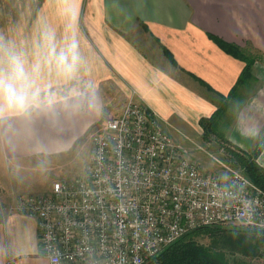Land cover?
<instances>
[{"label":"crops","instance_id":"0c3cea01","mask_svg":"<svg viewBox=\"0 0 264 264\" xmlns=\"http://www.w3.org/2000/svg\"><path fill=\"white\" fill-rule=\"evenodd\" d=\"M236 49L262 57L240 84ZM132 93L164 132L198 138L228 97L224 136L246 153L262 145L264 169V0H0L7 164L72 151ZM12 201L0 196V264H48L35 219Z\"/></svg>","mask_w":264,"mask_h":264},{"label":"built area","instance_id":"2783aa9c","mask_svg":"<svg viewBox=\"0 0 264 264\" xmlns=\"http://www.w3.org/2000/svg\"><path fill=\"white\" fill-rule=\"evenodd\" d=\"M91 145L84 176L13 201L48 264H146L199 228L264 230V191L239 170L202 172L133 93Z\"/></svg>","mask_w":264,"mask_h":264},{"label":"trees","instance_id":"16d2710c","mask_svg":"<svg viewBox=\"0 0 264 264\" xmlns=\"http://www.w3.org/2000/svg\"><path fill=\"white\" fill-rule=\"evenodd\" d=\"M232 51V50H231ZM235 56L245 62V67L238 79V84L252 75L253 64L260 53L249 49L244 55L235 51ZM228 97H220V104L208 118H202L199 126L202 129L201 139L205 143L217 140L219 148L224 151V163L232 169L241 171L253 184L264 191V169L257 163L262 145L250 153L234 148L226 140L222 131V118L227 107ZM201 237L208 240L201 242ZM264 253V230L228 227H204L196 229L166 246L153 257L148 264H234L231 256L256 257Z\"/></svg>","mask_w":264,"mask_h":264},{"label":"rangeland","instance_id":"374dc122","mask_svg":"<svg viewBox=\"0 0 264 264\" xmlns=\"http://www.w3.org/2000/svg\"><path fill=\"white\" fill-rule=\"evenodd\" d=\"M227 122L222 123L223 131L226 130ZM166 131L165 134L170 140L186 150L190 158L194 159L200 166L202 172L222 177L227 175L228 169L235 170L224 163V151L219 148L217 140L214 139L207 145L201 138L185 129H181V132ZM91 137L92 133L82 139L72 151L63 155L27 160L17 166L11 161L7 164L0 151L1 198L15 200L18 196L25 194L48 193L57 183L68 184L74 179L84 176L92 149ZM227 227L242 228L239 226ZM200 240L205 244L208 242L206 238L201 237ZM230 259L231 263L234 264H264V253L262 251L256 257L245 258L240 254H234Z\"/></svg>","mask_w":264,"mask_h":264},{"label":"clouds","instance_id":"9594fccd","mask_svg":"<svg viewBox=\"0 0 264 264\" xmlns=\"http://www.w3.org/2000/svg\"><path fill=\"white\" fill-rule=\"evenodd\" d=\"M9 88H10V86H5V90H6V91H7ZM19 99L22 101V100H23V97L21 96Z\"/></svg>","mask_w":264,"mask_h":264}]
</instances>
